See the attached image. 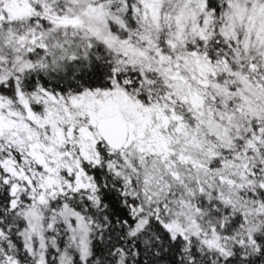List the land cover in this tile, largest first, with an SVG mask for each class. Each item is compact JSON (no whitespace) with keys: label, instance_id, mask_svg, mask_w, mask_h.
<instances>
[{"label":"snow or ice","instance_id":"obj_1","mask_svg":"<svg viewBox=\"0 0 264 264\" xmlns=\"http://www.w3.org/2000/svg\"><path fill=\"white\" fill-rule=\"evenodd\" d=\"M0 264H264V0H0Z\"/></svg>","mask_w":264,"mask_h":264}]
</instances>
